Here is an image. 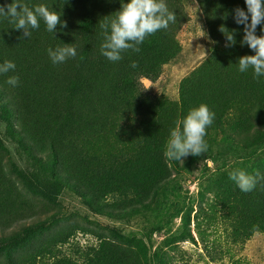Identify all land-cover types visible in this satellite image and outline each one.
I'll use <instances>...</instances> for the list:
<instances>
[{"label":"trees","instance_id":"trees-1","mask_svg":"<svg viewBox=\"0 0 264 264\" xmlns=\"http://www.w3.org/2000/svg\"><path fill=\"white\" fill-rule=\"evenodd\" d=\"M197 1L213 39L226 42L219 31L224 25L234 32L236 44L217 49L186 76L177 100L151 95L141 78L156 81L163 66L180 52L177 35L187 20L182 0H166L175 23L146 38L140 52L122 53L118 62L101 54L100 24L115 16L121 0H22L29 7L45 4L67 22V27L58 25L55 32H49L41 20L38 29H30L28 39L22 38L23 30L13 28L8 18L0 17V64L5 60L16 64L15 71L0 74V100L5 117H16L19 123L18 130L13 122L9 129L19 136L22 150L36 168L32 180L47 177L60 182L66 174V185L74 181L77 195L97 210L109 207L101 203L109 195L117 198L116 208L129 197L146 207L147 199L169 186L172 169L179 171L164 155L170 131L200 103L208 104L215 113L206 140L217 132L224 134L233 114L240 119L230 127L250 136L242 140L244 148L252 139H264V75L256 78L251 69L238 70L239 57L254 54L241 45L243 25L233 19L236 7L246 10L245 0ZM11 2L0 0L5 6ZM261 28L264 25L258 26V35L264 34ZM64 43L74 44L77 56L53 64L48 49ZM132 61L138 63L137 68L130 67ZM12 75L19 76L18 86L7 83ZM6 159L0 142V264H43L38 258L66 242L74 231L59 230L44 240L43 230H38L26 235L23 243L17 242L21 235L8 230L28 220H40L49 207L34 211L40 207L37 199L24 197L14 174L6 168ZM257 174L264 176V168L253 175ZM225 182L216 206L219 217L232 228L234 241L244 243L255 233H264V179L258 178L255 189L247 193L229 176ZM116 239L105 240L88 264H168L162 248L149 253L135 239L122 238L121 245ZM33 240L41 245L37 248Z\"/></svg>","mask_w":264,"mask_h":264},{"label":"rangeland","instance_id":"rangeland-1","mask_svg":"<svg viewBox=\"0 0 264 264\" xmlns=\"http://www.w3.org/2000/svg\"><path fill=\"white\" fill-rule=\"evenodd\" d=\"M182 1L187 20L177 35L180 52L163 66L156 81L141 78L151 95L172 100L179 98L180 85L186 76L206 63L217 49L226 47V42L216 41L211 36L199 2ZM5 113L0 100V142L7 155L6 168L12 171L10 175L14 174L24 197L30 201L37 199L40 207L34 211L44 205L49 207V213L40 220L22 222L8 232L14 230L20 234L15 240L18 238L17 242L23 243L26 235L38 230H43L44 240L59 230L74 231L66 242L38 258L43 264L60 260L68 264H88L109 237L117 238L118 245H121L119 241L124 242L122 238L135 239L149 253L162 248L170 254L165 258L168 264H264V233L257 232L244 243L235 242L232 228L219 217L216 206L230 172L242 169L253 175L264 168V139L257 142L252 139L249 147L244 148L242 140L250 136L247 137L244 130L230 127L240 119L238 114L227 119L224 134L217 132L207 140L208 150L202 156L173 160L179 171L172 169L169 186L147 199L146 207L129 197L116 208L117 198L109 195L101 199V203L109 207L97 210L77 195L74 181L66 185V174L60 182L47 177L32 180L31 173L35 175L36 168L22 150L19 136L9 129L10 122L17 130L19 123L16 117H5ZM2 235L0 231V237ZM32 243L36 247L41 245L37 240ZM15 244L16 241L11 243L12 248Z\"/></svg>","mask_w":264,"mask_h":264},{"label":"clouds","instance_id":"clouds-1","mask_svg":"<svg viewBox=\"0 0 264 264\" xmlns=\"http://www.w3.org/2000/svg\"><path fill=\"white\" fill-rule=\"evenodd\" d=\"M246 10L236 7L233 10V19L236 24L243 25V39L241 45H247L254 54L243 55L238 59V70L241 73L251 69L256 78L264 75V34H257L258 26L264 25V0H245ZM0 17L8 18L14 25L13 28L23 30L22 38H30V29H38L40 22L46 25L49 32H55L57 26L67 27V22L61 20V15L51 10L45 4L29 7L22 0H12L11 3L0 4ZM176 16L169 11L166 0H121V8L115 12L110 20L100 24L103 34V42L100 45L101 54L112 62L123 59L122 53L132 51L140 52V45L151 35L162 29H167L170 22L175 23ZM219 31L224 34L226 47L236 44L233 31H229L224 25ZM264 33V28H261ZM48 55L53 64L64 63L68 58L77 56V48L74 44L49 48ZM130 67L137 68L138 63L132 61ZM16 64L11 60H5L0 64V74L15 71ZM18 75L9 76L7 83L13 87L18 86ZM215 113L208 104L200 103L192 107L187 115L177 121L175 128L170 131V137L165 147V158L169 160L183 161L189 155L200 157L208 150L206 140L207 129L212 125ZM229 178L242 192H251L259 179L264 176L250 175L245 170L235 169L229 173Z\"/></svg>","mask_w":264,"mask_h":264}]
</instances>
